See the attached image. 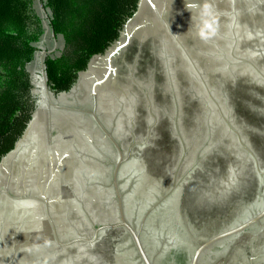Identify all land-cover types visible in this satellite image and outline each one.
<instances>
[{"label":"rangeland","instance_id":"1","mask_svg":"<svg viewBox=\"0 0 264 264\" xmlns=\"http://www.w3.org/2000/svg\"><path fill=\"white\" fill-rule=\"evenodd\" d=\"M35 7L45 27L27 66L36 108L27 133L0 164V264H105L88 244L69 243L82 238L77 234L94 222L92 209L107 215L103 194H112L118 157L113 142L121 150L123 135L137 130L132 99L123 97L126 77L111 69L112 61L126 53L94 57L73 89L52 94L44 82L43 62L60 53L62 38L51 32L41 0ZM123 35L129 44L142 40L150 61L151 55H168L173 62H166L167 68L174 71L179 88L185 81L199 100L191 101L190 110L184 104L182 113L175 103L180 115L170 142L179 146L171 147L170 154L180 151L176 172L201 159L215 161L208 178H199L193 201L198 208H231L249 169L251 138L258 128H253L254 119L242 117L241 108L252 100L243 97L233 105L216 87L237 81L241 96L254 92L257 102L251 107L264 112V0H140ZM235 109L241 111L238 117ZM191 112L195 132L184 127ZM89 196L97 205L89 203Z\"/></svg>","mask_w":264,"mask_h":264},{"label":"trees","instance_id":"2","mask_svg":"<svg viewBox=\"0 0 264 264\" xmlns=\"http://www.w3.org/2000/svg\"><path fill=\"white\" fill-rule=\"evenodd\" d=\"M35 1L0 0V164L15 150L34 120L36 99L27 66L33 62L37 53L36 44L45 33L44 22L35 7ZM41 2L48 13L51 32L62 38L60 53L46 56L43 62L46 86L52 94H65L73 89L79 74L88 68L94 57L108 52L112 56L120 52L126 53L125 57L120 60L121 63L113 60L111 69L113 72L120 70L126 77L123 97L132 99L133 115L137 121L132 124L135 129L148 131L149 135L156 128L158 130L161 127V131L168 130V127L172 129V119L179 114L175 103H179L182 113L184 104V109L190 110L191 101H199L187 91V83L182 79L185 87L179 88L174 71L167 68L166 62H173L168 59V55H161L160 58L151 55L150 61L147 56L149 51L147 53L142 47L144 44H140L142 40L129 44L132 41L129 42L123 35L125 25L133 18L140 0ZM142 52L144 55L140 56ZM149 66H152V72ZM176 68L179 71L181 65ZM237 83L232 81L228 88L225 85L216 87L219 96L230 97L234 101L233 105L242 103L239 99L243 97L252 100V103L257 102L254 92H244V96H241ZM252 103L246 102L245 108L241 110L242 117L254 119L251 121L253 128H258L257 135L252 134L250 148L260 159L264 157V112L253 109ZM233 111L237 117L240 115L241 111ZM192 115L194 112H191ZM191 127L189 125V129ZM255 143L261 148L254 146Z\"/></svg>","mask_w":264,"mask_h":264},{"label":"flooded vegetation","instance_id":"3","mask_svg":"<svg viewBox=\"0 0 264 264\" xmlns=\"http://www.w3.org/2000/svg\"><path fill=\"white\" fill-rule=\"evenodd\" d=\"M176 120L172 119V129L156 128L150 135L148 131L137 130L123 135L120 143L124 161L118 173V189L126 208V220L139 233L141 244L156 264H186L193 248L205 239L244 222L264 208V157L259 154V159L256 153H249V169L231 208L226 205L219 209L198 208L193 193L201 181L199 178H208L215 161L201 159L195 167L183 172L180 166L176 172L174 160H178L180 151L173 157L169 150L171 147L172 151L177 150L179 146L171 144ZM194 120L190 114L186 116L184 127L188 131L198 129ZM200 165L202 171L197 170ZM79 181L86 189L89 187L82 175ZM105 197L107 215H102L100 208L92 209L94 222L86 231L80 230L77 237L90 239L95 237L94 229L98 226L119 223L113 186L112 194H103ZM88 200L95 202L93 196ZM249 231L252 236L243 235L211 251L210 261L220 258L222 264H262L257 256L264 248V228L254 225ZM88 245L91 253L95 252L105 264H143L129 232L121 226L99 231Z\"/></svg>","mask_w":264,"mask_h":264},{"label":"water","instance_id":"4","mask_svg":"<svg viewBox=\"0 0 264 264\" xmlns=\"http://www.w3.org/2000/svg\"><path fill=\"white\" fill-rule=\"evenodd\" d=\"M44 76H45V73H44ZM44 82L46 85V78H44ZM113 144L116 148V151L118 152L117 161L114 164V170L112 174V186H113L114 193H115L116 200H117L119 223L116 224L115 226H112L109 224L98 226L96 229H94L95 237L90 238V239L82 237L80 239H76L70 242L69 244H73L77 242L90 244L94 242L99 231L103 229H108L111 227L121 226L129 232L142 263L143 264H156L157 261L155 260V258H153L152 256L150 257L145 251L143 245L141 244V241L139 239V233L136 232L126 220V212H125L126 208L124 207L121 194L118 189V173L123 164L124 156L121 150L119 149V147L114 142ZM262 219L264 220V208L260 210L258 213H256L255 215L245 220L244 222H241L235 226H232L231 228H228L227 230L223 232H220L212 237L205 239L199 246L193 248L186 264H222L220 258L210 261L209 256H210L211 251H213L216 248H219L220 246L224 245L228 241L234 242L238 237H242L243 235L252 236L251 231H249V228L254 225H257L260 228H264V222L263 223L261 222ZM57 243L61 245L60 242H57ZM257 258L259 259L258 262H261L262 264H264V248H262V253L258 255ZM171 264H174V263L171 262Z\"/></svg>","mask_w":264,"mask_h":264}]
</instances>
